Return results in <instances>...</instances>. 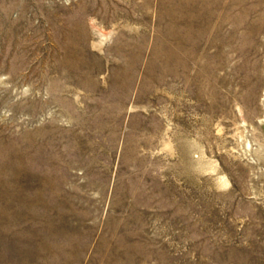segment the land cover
<instances>
[{"label":"rangeland","instance_id":"374dc122","mask_svg":"<svg viewBox=\"0 0 264 264\" xmlns=\"http://www.w3.org/2000/svg\"><path fill=\"white\" fill-rule=\"evenodd\" d=\"M0 264H264V0H0Z\"/></svg>","mask_w":264,"mask_h":264},{"label":"bare ground","instance_id":"6f19581e","mask_svg":"<svg viewBox=\"0 0 264 264\" xmlns=\"http://www.w3.org/2000/svg\"><path fill=\"white\" fill-rule=\"evenodd\" d=\"M244 1V0H243ZM242 2V1H241ZM3 164V163H2Z\"/></svg>","mask_w":264,"mask_h":264}]
</instances>
